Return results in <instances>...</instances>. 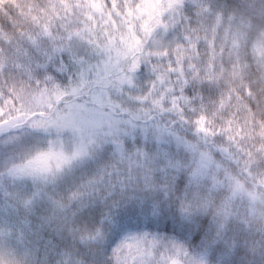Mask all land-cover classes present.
Instances as JSON below:
<instances>
[{
	"label": "snow or ice",
	"instance_id": "1",
	"mask_svg": "<svg viewBox=\"0 0 264 264\" xmlns=\"http://www.w3.org/2000/svg\"><path fill=\"white\" fill-rule=\"evenodd\" d=\"M161 197L199 240L122 222ZM261 221L264 0H0V264H209Z\"/></svg>",
	"mask_w": 264,
	"mask_h": 264
},
{
	"label": "clouds",
	"instance_id": "2",
	"mask_svg": "<svg viewBox=\"0 0 264 264\" xmlns=\"http://www.w3.org/2000/svg\"><path fill=\"white\" fill-rule=\"evenodd\" d=\"M187 137H191V132L182 133ZM135 191L142 196H150V195H159V194H149L146 193L142 186L135 189ZM183 188H181L176 194L175 198L183 196ZM161 206L163 209V213L161 219L170 218L169 214V201L164 200L162 197L160 198ZM179 207V200L176 199V209L178 210ZM43 211L37 212L35 216L31 217L30 219L33 222L34 226L40 224L39 217L44 215ZM176 225L181 226L182 234L184 232L189 233L192 236V240L195 242L199 240V233L194 232L193 229L195 224L206 225L211 220V216H203L197 214L194 217V223L192 225H186V222L183 221L179 217V213L177 211L176 217L172 219ZM262 228H264V221H261ZM55 226H45L42 229V234L45 239L55 238ZM55 257L51 254H46L45 249L41 245L39 251L36 252L34 257L32 258V264H55ZM225 259L227 264H264V233H262L259 229L255 230L248 242L242 243L241 246L231 255L228 257H224L223 249L222 248H213L209 252L208 261L209 264H217L218 260Z\"/></svg>",
	"mask_w": 264,
	"mask_h": 264
},
{
	"label": "trees",
	"instance_id": "3",
	"mask_svg": "<svg viewBox=\"0 0 264 264\" xmlns=\"http://www.w3.org/2000/svg\"><path fill=\"white\" fill-rule=\"evenodd\" d=\"M59 75V74H58ZM144 208L140 205H129L125 209L121 210V220L125 225L132 224V225H143L145 227H156V228H163L173 229V231L177 230L178 225L174 223L171 218L167 219H159L154 222H150L149 220L145 219L144 216Z\"/></svg>",
	"mask_w": 264,
	"mask_h": 264
}]
</instances>
